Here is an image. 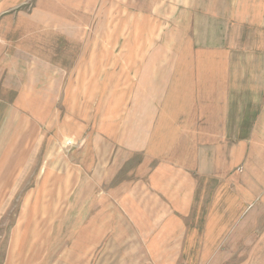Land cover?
I'll list each match as a JSON object with an SVG mask.
<instances>
[{
	"label": "rangeland",
	"instance_id": "374dc122",
	"mask_svg": "<svg viewBox=\"0 0 264 264\" xmlns=\"http://www.w3.org/2000/svg\"><path fill=\"white\" fill-rule=\"evenodd\" d=\"M187 3L0 0V264H264V175L220 94L264 15ZM213 198L221 253L181 254Z\"/></svg>",
	"mask_w": 264,
	"mask_h": 264
},
{
	"label": "crops",
	"instance_id": "0c3cea01",
	"mask_svg": "<svg viewBox=\"0 0 264 264\" xmlns=\"http://www.w3.org/2000/svg\"><path fill=\"white\" fill-rule=\"evenodd\" d=\"M188 14H214L228 17L233 21L237 17L236 30L245 31L246 23L249 22L245 15L261 16L264 15V0H185ZM254 24V22H249ZM232 38L231 45H234ZM259 43V42H258ZM236 45H238L236 43ZM264 47V41L262 42ZM224 62H230V67L225 68L223 77V89L220 94L226 95L225 105L223 104L221 119L224 122L222 126L230 128H244L241 133H237V142L243 144L241 149L244 150L240 154V161L245 163L246 169H249L253 174L264 175V54L254 55L253 58H225ZM246 152V153H245ZM230 160L233 155L230 154ZM255 169V170H254ZM166 187V186H164ZM183 190V189H182ZM184 192V191H183ZM183 196V194L181 195ZM217 199H212L211 205L215 207V212L211 215L209 211L208 217L211 218L209 231L199 234L198 238L202 241L200 245H195L192 248H186L185 236L186 232L178 239H184L181 254H204L210 253L213 248L214 254L221 253V248H217L218 241L222 238L226 224L232 221L229 218L222 216L216 206H220ZM245 200V199H244ZM243 205L254 203V201L245 200L240 202ZM238 205V202L236 203ZM217 212V213H216ZM211 215V216H210ZM207 217V218H208ZM198 248V249H196ZM200 248H204L201 251ZM174 247L169 246L166 252L172 255L171 251ZM192 249H196L193 250ZM176 253V254H180ZM190 264V262H186Z\"/></svg>",
	"mask_w": 264,
	"mask_h": 264
}]
</instances>
